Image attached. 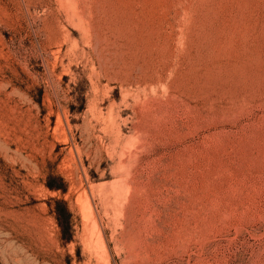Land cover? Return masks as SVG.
<instances>
[{
    "label": "rangeland",
    "instance_id": "rangeland-1",
    "mask_svg": "<svg viewBox=\"0 0 264 264\" xmlns=\"http://www.w3.org/2000/svg\"><path fill=\"white\" fill-rule=\"evenodd\" d=\"M0 264H264V0H0Z\"/></svg>",
    "mask_w": 264,
    "mask_h": 264
}]
</instances>
